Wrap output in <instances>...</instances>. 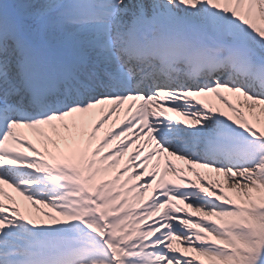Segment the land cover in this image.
Wrapping results in <instances>:
<instances>
[{
  "label": "snow or ice",
  "instance_id": "1",
  "mask_svg": "<svg viewBox=\"0 0 264 264\" xmlns=\"http://www.w3.org/2000/svg\"><path fill=\"white\" fill-rule=\"evenodd\" d=\"M0 264H264V0H0Z\"/></svg>",
  "mask_w": 264,
  "mask_h": 264
},
{
  "label": "bare ground",
  "instance_id": "2",
  "mask_svg": "<svg viewBox=\"0 0 264 264\" xmlns=\"http://www.w3.org/2000/svg\"><path fill=\"white\" fill-rule=\"evenodd\" d=\"M13 195H16L18 199H21V200L23 199L22 197L19 196L18 193L13 192ZM45 211H51V210L45 209Z\"/></svg>",
  "mask_w": 264,
  "mask_h": 264
},
{
  "label": "rangeland",
  "instance_id": "3",
  "mask_svg": "<svg viewBox=\"0 0 264 264\" xmlns=\"http://www.w3.org/2000/svg\"><path fill=\"white\" fill-rule=\"evenodd\" d=\"M49 210H51V209H49Z\"/></svg>",
  "mask_w": 264,
  "mask_h": 264
}]
</instances>
